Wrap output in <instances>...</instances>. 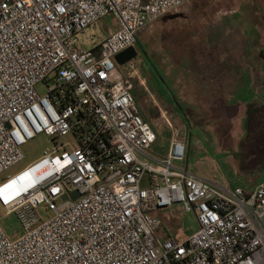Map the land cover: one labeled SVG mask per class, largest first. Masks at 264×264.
<instances>
[{
    "label": "built area",
    "instance_id": "2783aa9c",
    "mask_svg": "<svg viewBox=\"0 0 264 264\" xmlns=\"http://www.w3.org/2000/svg\"><path fill=\"white\" fill-rule=\"evenodd\" d=\"M186 1L0 0V175L37 135L73 139L0 183L19 229L9 237L0 223V264H264V182L246 191L194 174L177 133L153 155L136 68L126 63L123 77L114 59ZM108 16L115 30L84 49L77 35ZM34 168L32 186L11 193ZM175 204L194 215L192 233L163 234L151 214Z\"/></svg>",
    "mask_w": 264,
    "mask_h": 264
},
{
    "label": "rangeland",
    "instance_id": "374dc122",
    "mask_svg": "<svg viewBox=\"0 0 264 264\" xmlns=\"http://www.w3.org/2000/svg\"><path fill=\"white\" fill-rule=\"evenodd\" d=\"M194 1L184 2L174 12L192 10ZM200 6L203 10L199 16L192 17L185 13L183 19L175 21L172 16L174 12H171L136 34L135 47L138 53L132 64L138 69L140 77L147 78V90L155 98L159 91H163L167 98L173 100V95L178 102L177 105L173 104L175 111L171 109L174 106H169L171 110L166 113L162 111L164 117L158 110L147 109L146 118L154 127L156 135L151 153L160 156L166 152L171 136L177 133L185 142L187 164L191 172L227 185L253 187L264 179V150L256 149L254 146L258 141L250 137L261 117L264 119V110L252 114L246 127H243L244 120L240 121L243 119V105L225 103L232 97L225 90V82L233 72H239L242 77L247 73L249 76L245 81L251 84L244 85L242 92H262L264 0H211L209 4ZM224 14L225 27L228 26L232 36L239 39L237 44L240 47L225 49L200 46L201 42L192 36L198 32V26L212 24L211 21ZM114 28L113 19L108 16L77 37L87 50L97 45L108 30ZM235 44L231 42V45ZM118 69L125 73V65L118 66ZM150 77L151 81L148 80ZM136 81L132 80V86L138 93V105L147 108L150 105L149 95L144 88L143 92L136 88ZM37 91L43 94L45 86L38 85ZM240 92L234 93V100L242 98ZM54 143L69 148L73 139L70 136H57L54 139L44 134L35 136L21 147L24 159L4 171L0 175V183L36 162ZM259 159L261 161L253 165L248 161ZM36 213L41 220L52 215L43 205L36 208ZM151 214L161 220L163 234L183 236L192 233L197 227L194 215L182 212L180 205L175 204L170 209L156 210ZM0 223L9 237L19 230L15 216L7 214L1 206Z\"/></svg>",
    "mask_w": 264,
    "mask_h": 264
},
{
    "label": "crops",
    "instance_id": "0c3cea01",
    "mask_svg": "<svg viewBox=\"0 0 264 264\" xmlns=\"http://www.w3.org/2000/svg\"><path fill=\"white\" fill-rule=\"evenodd\" d=\"M211 0H195L193 3L195 4V7L192 8V10L187 11V10H183V11H177L174 12L175 10L171 11L174 12L172 14L173 18H175V21H178V19H183L185 17V13L186 15H190L192 17L194 16H199L201 10H203L202 8H200V5H205V4H209ZM171 12L163 15H169L171 14ZM215 15H218L215 14ZM162 16V17H163ZM187 16V17H188ZM160 17V18H162ZM158 18V19H160ZM113 23L115 25V22L113 20ZM204 23H206L204 21ZM212 24H202V26H198L199 30L198 32H194V34L192 35L193 37H195L197 40H199L201 42L202 47H206V48H220L223 47L225 49H228V47L233 46L234 48L236 47H240L237 43L239 42V39L235 38V36H232L233 33H231V31L229 30L228 26L225 27V14L224 15H220L219 18L217 20L211 21ZM116 28V26H115ZM114 28V30H115ZM110 30V29H109ZM236 34V33H235ZM231 42L236 43L235 45H231ZM232 48V47H231ZM136 68V67H135ZM121 75L123 77L127 76V71L125 70V73L120 72ZM136 73L137 75L134 76L132 78V80H137V87L136 88H140L139 90H143V88L145 89V91L148 93V97H149V101L148 103L150 104L149 106H147V108H141L138 105V96H137V91H135L136 89H134L133 87V96L135 99V102L137 104V107L139 109V112L142 116L146 117V113L148 110H150V108H153L154 110H158L160 111V113L162 114L161 116L164 117V112H168L172 109V111H175V102L174 100H170L169 98H167V96L163 93V91H159L158 92V96L157 98H155L154 94H152V92L147 90V85H145V82L147 83V78H142L139 76L138 74V69H136ZM262 75V74H260ZM249 76V74L245 73L243 75V77L239 74V72L232 73V76L229 77L227 83L225 82V90L229 93V95H232L231 98H229L225 103H228L230 105H243V114L242 117L243 119L240 120L243 123V127H246L247 121L250 119V116L252 114L256 115L257 112H260L262 109L264 110V86H262V92L258 93L257 90L251 91L249 94H245V92H242L244 89V85H249V83H247V81H245V78H247ZM261 77V76H260ZM150 79V80H149ZM151 77L148 78L149 81H151ZM241 91V92H240ZM244 91H248L247 89H245ZM143 92V91H142ZM242 93V97L241 99H233L234 93ZM236 96V95H235ZM233 99V101H232ZM177 100V99H176ZM175 104V105H173ZM148 105V104H147ZM169 106H174L171 109H169ZM148 109V110H147ZM177 109V108H176ZM164 111V112H162ZM234 111V110H233ZM230 111V112H233ZM229 112V111H228ZM247 114V116H246ZM242 117H240L239 119H241ZM263 117H261V121L259 122V125H257L256 130L254 131V134L252 135V137L256 141H258V143L256 142L255 144V148H261L262 150H264V119H262ZM247 136V135H245ZM249 137V136H248ZM164 154L166 152H163ZM252 159V158H251ZM264 159V158H263ZM251 161V164L253 163H258L261 160H248ZM186 163H187V159H186ZM252 164V165H253ZM264 182V179L261 180L258 184H254L253 187H250L251 185H239V184H233V185H227L229 187H241L246 191H250L253 190L256 186L260 185L261 183Z\"/></svg>",
    "mask_w": 264,
    "mask_h": 264
},
{
    "label": "water",
    "instance_id": "95a60500",
    "mask_svg": "<svg viewBox=\"0 0 264 264\" xmlns=\"http://www.w3.org/2000/svg\"><path fill=\"white\" fill-rule=\"evenodd\" d=\"M137 53L138 50L135 47H129L127 49H125L124 51L118 53L117 55H115V62L117 63L118 66H123L126 63L136 59L137 57ZM78 197L77 192H73L70 194V198L72 200L76 199ZM63 200L66 199V197H62Z\"/></svg>",
    "mask_w": 264,
    "mask_h": 264
},
{
    "label": "bare ground",
    "instance_id": "6f19581e",
    "mask_svg": "<svg viewBox=\"0 0 264 264\" xmlns=\"http://www.w3.org/2000/svg\"><path fill=\"white\" fill-rule=\"evenodd\" d=\"M34 170L35 168L27 172L26 174H23L18 178L12 180L11 183L7 186V188L10 189V192L15 193L19 190H28L32 186V182L29 179V174Z\"/></svg>",
    "mask_w": 264,
    "mask_h": 264
},
{
    "label": "trees",
    "instance_id": "16d2710c",
    "mask_svg": "<svg viewBox=\"0 0 264 264\" xmlns=\"http://www.w3.org/2000/svg\"><path fill=\"white\" fill-rule=\"evenodd\" d=\"M132 92H133V91H132ZM171 97L173 98L175 104H178L176 98H175L173 95H171ZM141 117L143 118L144 121L149 122L148 118H146V117H144V116H142V115H141ZM149 123H150V122H149ZM164 155H165V154H164L163 152L160 154V156H164ZM161 224H162V223H161ZM175 236H177V237H181L182 234H181V235H175Z\"/></svg>",
    "mask_w": 264,
    "mask_h": 264
}]
</instances>
